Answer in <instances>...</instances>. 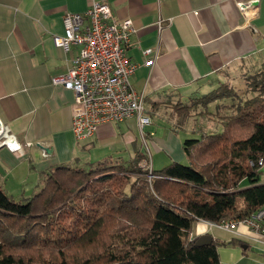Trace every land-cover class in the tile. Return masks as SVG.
<instances>
[{
	"label": "crops",
	"instance_id": "obj_1",
	"mask_svg": "<svg viewBox=\"0 0 264 264\" xmlns=\"http://www.w3.org/2000/svg\"><path fill=\"white\" fill-rule=\"evenodd\" d=\"M92 1L0 0V121L24 144L18 152L0 147V181L9 194L29 197L43 186L46 171L59 164L132 156L134 141L150 157L153 147L180 159L181 139L158 114L160 109L172 111L179 99L186 102L237 79L262 61L264 0H103L117 18L133 20L127 53L137 68L131 82L144 93L151 120L167 126L159 137L146 127L141 131L131 117L103 123L94 135L77 141L72 130L74 91L54 84L52 77L67 70L78 50L65 51L53 36L64 34L65 12H83ZM242 3L254 8L245 12ZM147 48L155 52L145 54ZM149 58L153 61L146 64ZM219 105L215 101L208 108L216 112ZM205 233L249 244L246 252V246H219V264H264V238L246 226L227 229L197 220L191 236Z\"/></svg>",
	"mask_w": 264,
	"mask_h": 264
},
{
	"label": "trees",
	"instance_id": "obj_2",
	"mask_svg": "<svg viewBox=\"0 0 264 264\" xmlns=\"http://www.w3.org/2000/svg\"><path fill=\"white\" fill-rule=\"evenodd\" d=\"M249 84L255 94L232 105L226 82L172 104L179 124L198 105L233 111L219 130L184 139L186 163L149 169L134 141L132 156L51 167L23 199L0 181V264H219V246L246 252L238 237L195 245L191 234L199 219L244 220L264 206V69Z\"/></svg>",
	"mask_w": 264,
	"mask_h": 264
},
{
	"label": "built area",
	"instance_id": "obj_3",
	"mask_svg": "<svg viewBox=\"0 0 264 264\" xmlns=\"http://www.w3.org/2000/svg\"><path fill=\"white\" fill-rule=\"evenodd\" d=\"M241 8L248 12L254 6L242 3ZM63 21L65 32L54 35V41L67 52L72 48L78 51L67 70L54 75L52 81L74 91L72 130L76 140L91 137L103 123L122 122L131 117H136L144 131L151 117L144 93L131 82L137 65L130 61L127 53L135 32L133 20L117 18L109 3L94 0L83 12H65ZM157 24L161 28L162 20ZM152 52H155L152 48L144 49L145 54ZM152 61L149 58L146 64ZM2 146L16 152L24 150V144L0 121ZM259 164L264 167V159H260ZM151 166L149 163L148 168ZM217 224L227 229L244 225L264 238V206L244 220L228 219Z\"/></svg>",
	"mask_w": 264,
	"mask_h": 264
},
{
	"label": "rangeland",
	"instance_id": "obj_4",
	"mask_svg": "<svg viewBox=\"0 0 264 264\" xmlns=\"http://www.w3.org/2000/svg\"><path fill=\"white\" fill-rule=\"evenodd\" d=\"M260 60H262L263 62L261 61L260 63H258V65L256 63L254 67L250 66L251 68L247 69L245 73L242 74V76L239 75L238 77H236L237 79H231L226 82L237 91L239 98L237 97L234 99H223L222 101L224 102L231 101L229 102V104L232 105V102L233 101L235 102L236 99H244L246 97H249L255 94V92H252V90H250L249 78H250V75L256 73L259 69L261 68L264 69V55L262 59ZM214 110L216 112H212V110H210L208 106L206 107V106L198 105L196 108L190 111L187 117L183 119L182 124L178 123L179 114L174 112L173 110L169 111V110L160 109V112L158 114L163 116L164 118L163 121H165L166 123L170 125V127H172V132H174L180 137L182 147H183V141L186 138L198 137L203 132L217 131L218 129L222 128L223 126L222 124L223 122H225L226 117L233 113V111L230 110L228 106H225V105L222 106L221 104L217 106V108H215ZM164 126H167V125H163V123L159 121L156 122V121L151 120V123L146 125L145 130L146 131L154 130L157 133V136L164 137V133H165V130L163 128ZM151 153L152 155L151 157L149 156L150 161L148 163H151L154 166V168H161L164 165L169 164L172 161H179L183 163L187 162V158L185 154L180 159L176 160L165 149L156 150V148L152 147ZM124 157H127V156H124ZM74 163L76 164V162H73L70 164H74ZM262 169H263V173L261 175V180L264 181V167ZM246 184H247L246 181L241 182L242 186ZM12 196L16 199L26 198V197H23L22 194L12 195ZM217 230L218 229H215L214 231L217 232Z\"/></svg>",
	"mask_w": 264,
	"mask_h": 264
},
{
	"label": "water",
	"instance_id": "obj_5",
	"mask_svg": "<svg viewBox=\"0 0 264 264\" xmlns=\"http://www.w3.org/2000/svg\"><path fill=\"white\" fill-rule=\"evenodd\" d=\"M214 237L212 234L210 233H205V234H202L200 235L196 241H195V245H205V244H210L212 241H213ZM244 247L246 246L243 245Z\"/></svg>",
	"mask_w": 264,
	"mask_h": 264
}]
</instances>
